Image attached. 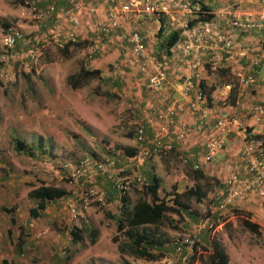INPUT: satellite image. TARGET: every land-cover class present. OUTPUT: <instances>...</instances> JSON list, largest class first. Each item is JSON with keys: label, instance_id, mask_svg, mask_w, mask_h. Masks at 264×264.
I'll list each match as a JSON object with an SVG mask.
<instances>
[{"label": "crops", "instance_id": "0c3cea01", "mask_svg": "<svg viewBox=\"0 0 264 264\" xmlns=\"http://www.w3.org/2000/svg\"><path fill=\"white\" fill-rule=\"evenodd\" d=\"M82 1L84 2L83 9L75 12L79 23H75L67 18V14L73 9L70 0H34L39 11H45L49 4L54 5V11L41 22L29 18L27 25L23 27L24 40L19 41L14 49L22 54L20 57L24 70L31 74L34 71L37 72L38 69L40 72L42 71L41 76H29L26 73L28 78L25 81L28 97L27 107L29 109L27 115L35 117L39 113L42 114L41 111L48 113L47 115L42 114L45 119L43 123L45 135H38L37 143L31 145L36 152L43 149L46 153L53 155L45 159L42 171L51 179H54L53 176H58L61 172L56 167L59 164L60 155L67 153L71 147L70 142L74 146L76 145L75 139L79 140L80 138L78 133L68 136L67 131L77 132L80 128L87 133L79 140V145L84 140L90 144L89 142L93 141V138L90 137L91 134L97 132L101 134L102 142H111L110 147H123L124 155L119 158L113 154L110 148L105 156L115 157L114 161L116 162L108 167L107 176L105 174H93L82 180L90 181L92 178L100 177L99 185L103 186L106 181L105 178L108 177L114 190L115 202L117 199L120 201V193L113 187V182L115 173L122 169H125L123 170L125 173L133 169L141 172L145 181L147 178L150 179L151 174L156 173L159 180L157 189L159 195L171 188L175 192H181L185 186H191L195 181L198 184L206 183L205 195L210 200L211 197L213 198L208 204L212 217L215 214L214 210L219 214L221 211L216 209L215 205L212 206L211 203L217 202L215 195L224 196L228 194L229 190L222 181L230 173L234 172L239 177L246 176L241 150L247 131L253 125L250 117L251 107L253 104L264 106V0H200L207 5L211 13L208 20L213 29L222 33L230 44L226 46L223 41H214L211 36H204L201 40L195 41L196 48L191 56L182 54L181 48L174 47L184 39L183 32L177 28V22L184 17L178 13H175V17L178 18L176 20L171 19L169 14L164 12L146 14L140 17L130 13H122V16L120 15L122 26L113 28L109 32H103L97 23L103 25L111 23V18L107 16L108 2L105 0ZM234 15H237L241 21H248L250 25L245 27L232 23L231 20ZM188 17L187 27L195 24L193 23L194 18ZM32 21L36 24L34 25ZM120 30L138 31L148 51L165 59L167 76L159 88L151 89L147 86V72L140 64L142 61L136 59L128 37H119ZM174 30L179 31V36L173 45L168 46L164 38ZM71 33H73L72 37L69 36ZM58 40L63 42L62 46L57 44ZM38 53L39 55H36ZM216 53L220 54L216 60L217 67L210 70L209 66H211ZM32 55L37 56L36 62L30 61ZM184 59L185 61L194 60L198 64L196 72L183 65ZM82 67L97 68L100 71L93 77L72 78L73 74L79 73ZM247 74L252 76V81L243 85L240 83V79ZM186 80H191L193 84L188 93L191 100L198 88L202 91L201 107L199 109L183 108L174 117L173 123L168 125V133L172 137L181 125L191 126L193 130L187 131L182 141L174 140L171 149L153 154L149 158H141L136 140L138 122L142 121L146 133L151 135L153 124L147 121L149 111H162L168 99L173 100L176 105L184 102L186 96L182 90ZM90 82L95 92H98L97 98L87 95L84 97L82 94ZM223 83L231 84L230 92L233 101L228 103L219 96V88H222ZM104 91L108 93H104ZM88 93L90 94V92ZM100 93H103L104 97H99L101 96ZM65 100L68 101L70 107L74 108L69 119L76 125H71L57 113L60 107L65 108ZM204 106L207 109L203 115L202 108ZM118 113H122L124 117L128 113H132L133 118H135L133 120L134 126L131 127L130 123L128 125L129 120L127 118L122 117L120 119L117 116ZM217 116L236 118L241 123L238 127L232 124L227 125L223 134V147L215 153L210 161L203 162L204 141L210 136L218 135L213 125ZM103 118L110 120V125L104 126ZM120 120L119 128L113 125ZM64 122L69 125L66 129H61L60 126ZM197 123L201 124L200 129H195ZM60 136H62V141ZM1 156L0 154V160L3 157ZM47 160L49 162H46ZM195 164L197 166H194ZM83 183L81 184L83 185ZM132 188L139 190V185L135 184ZM137 192L140 195V191ZM101 193L105 198L106 195L111 197L110 194H106V190ZM68 194L67 192L63 197L48 202L43 213L52 216L55 212V214H60L61 209L55 211L53 204L68 199ZM79 194L82 196V190ZM127 194L129 196L126 204L129 209L133 207L138 197L133 198L129 190ZM170 194L172 192H167V195L164 193L166 196ZM233 201H236L234 204L240 209L238 212L243 210L241 215L256 224L253 231L245 227L241 220H233V222L240 223L241 227L246 228L244 233L248 234V240H241L238 237V242L241 250L251 255L252 251H255V246L257 248L258 239L264 238V207L258 203V197L254 193H249L241 200L233 198ZM113 215L117 221V214L113 213ZM228 215L235 214L228 213ZM192 216L194 219L195 215ZM217 216L215 219L218 221V227L221 229L223 224L225 228L227 220H220L222 216ZM196 218L197 220L193 222V228L196 230L204 227V223H200L202 219L209 221L208 217L197 216ZM209 222L212 223L211 218ZM87 224L89 225V223ZM220 232L223 234L222 231ZM208 238L202 236L199 237V241L208 240ZM220 240L226 247L223 236ZM160 245L154 246L153 251H161ZM177 246L174 244L162 248V258L165 259L166 254H169ZM181 248L179 255L186 254L187 251ZM164 250L167 253H163ZM225 251L227 253V250ZM257 253L258 251L249 256L253 264L258 260ZM240 262L239 260L235 264H240Z\"/></svg>", "mask_w": 264, "mask_h": 264}, {"label": "rangeland", "instance_id": "374dc122", "mask_svg": "<svg viewBox=\"0 0 264 264\" xmlns=\"http://www.w3.org/2000/svg\"><path fill=\"white\" fill-rule=\"evenodd\" d=\"M23 1L0 0V154L3 156L0 160V264L3 260L7 261L8 264H124L125 262L127 264H186L189 254H193L191 264H205L203 241L201 240L200 244L197 241H199V237L207 234V225L196 230L193 228V222L197 220V216L208 217L209 221L211 218V222L217 221L215 218L212 220L210 207H208L213 198L211 197L210 200L208 196L203 195L199 199H195L194 195L185 194L190 186H185L181 192H176L180 194L181 198L188 203L195 213L189 215L185 211L180 213L165 211L157 224L149 225L150 228L155 229V232L157 231L165 238L160 245L161 251L165 246H173L175 242L180 241L185 236L191 238L190 243L184 244L187 253L181 254L183 256L182 260L169 257L168 254H166L165 259L162 258V255L156 259H144L142 257H132L130 254L119 251L117 246L122 240L126 239V235L123 230H118L116 226L113 213H119L120 201L118 199L116 202L114 201V190L111 187L110 179L105 178L103 188L99 185L100 177L92 178L90 181H78L72 179L68 175L69 172L63 169L64 167L69 168L77 165L85 157L103 159L111 148L109 145L111 142H102L100 133L93 132L91 134L90 137L93 138V141L89 142L90 144H87L84 140L79 145V140L87 134L85 131L78 128L77 132H65L68 136L78 133L77 135H80V138L79 140L75 139L76 145L74 146L70 142V149L67 150L66 154L59 157L62 163L59 161L56 167L59 170L63 169L64 172L62 170L58 176H53L54 179L44 174V171H42L44 161L53 155L46 153L43 149L36 152L31 145L37 143L38 135H45L43 130L45 119L42 114L47 115L48 113L41 111L42 114L39 113L35 117L27 115L29 109L27 107L28 97L25 84L26 78H28L26 73L29 76H41L42 71L40 72V69H38L39 72L34 71L31 74L24 70L19 61L15 62L16 58L21 59L20 55L22 54L16 55L14 51L5 49L1 40V34L6 24L21 23L22 28L27 25L29 20L27 15H24ZM30 24L32 25V23ZM33 24L36 23L33 22ZM6 74L7 76H5ZM74 77H78V73L73 74L72 78ZM97 93L90 82L82 94L84 97L87 95L88 97L97 98ZM100 95L99 97H102L103 93H100ZM73 112L74 108L68 105L67 100H65V108L60 107L57 110L61 118H65L64 120L71 125H76L69 119ZM117 116L120 119L124 117L122 113H118ZM124 118L129 120L128 125L130 123L131 127L134 126L133 120L135 118H133L132 113H128ZM103 120L104 126L110 125V120L105 118ZM120 122L121 120L116 121L113 125L119 128ZM68 125L64 122L60 127L66 129ZM105 138L108 139L106 136ZM60 139L62 141V136H60ZM17 141L23 142L22 147H19V149L15 146ZM115 148L121 150L120 153L115 155L122 158L121 156L124 155L123 147L115 146ZM46 162H49V160ZM35 165L38 166L35 167ZM123 170L125 169H122V172ZM132 172V170L128 171V173ZM105 175L107 176V174ZM42 183L68 190V199L53 204L55 211L61 209L60 214H55L54 211V216H52L51 214H44L43 210L38 209L40 215L37 217L31 216L29 210L36 207L37 201L29 194ZM90 185L94 186L96 194L106 190V194H110L111 197L106 195L107 197H103V200L100 201L94 195L87 201L86 207H83L81 202H84V198L79 196V193L81 190L84 193L85 188ZM201 186L202 188L207 187L206 183H202ZM137 191L140 190L129 189V193L133 198L139 196ZM183 191L185 192L182 193ZM167 192L174 193L175 191L171 188ZM164 193L166 192L162 193V197L166 196ZM140 194H142V191H140ZM166 197L168 199L170 195ZM211 205L215 204L211 203ZM238 210L240 209L233 205L230 213L235 215H228L227 211L217 214L222 216L220 220H227V225L224 228L222 224L220 229L217 221L211 227L209 234L218 239L224 237L226 242L224 248L227 250L226 254L229 255V258L227 255L229 264L238 263L239 260L241 261L240 264H253L249 256L256 251L260 255L257 253L258 260L254 264H264L263 237L258 239L256 242L257 248L255 246V251H252L251 255L241 250L238 237L247 241L248 234L244 233L246 228L241 227L240 223L233 222L234 219L241 220L239 214L243 213V210L239 212ZM193 214L195 215L194 219L192 218ZM75 228L80 230L78 239L72 237L70 233ZM92 230L98 233L95 237V243H92L90 238V231ZM115 235L117 236L116 239L113 238ZM193 241H196V245L194 252L190 253ZM150 249L153 251V247ZM165 251L163 253H167ZM252 259L254 260V258Z\"/></svg>", "mask_w": 264, "mask_h": 264}, {"label": "built area", "instance_id": "2783aa9c", "mask_svg": "<svg viewBox=\"0 0 264 264\" xmlns=\"http://www.w3.org/2000/svg\"><path fill=\"white\" fill-rule=\"evenodd\" d=\"M107 4V16L111 18V23L109 25H103L99 22L97 25L101 27L103 32H109L113 28H120L121 21L120 15L122 13H130L136 17H140L146 14H155L164 12L169 14L171 19H178L175 17V13L183 16L184 18L177 22V28L181 30L184 34V39L179 45L174 47L181 48V53L191 56L195 50V41L201 40L204 36H211L214 41H223L226 46H229L230 42L224 35L213 29L209 20L196 19L195 17L204 12L198 0H105ZM73 5L72 12L67 14V18L75 23H79L76 16V11L83 9L84 2L82 0H70ZM25 12L30 17V19L41 22L49 16L50 13L54 11V5L49 4L45 11H39L34 4V0H24ZM187 16L194 18L195 24L187 27ZM188 17V18H189ZM234 24H240L242 26H249L248 21H241L237 15H234L231 20ZM73 36V33L69 34ZM119 37H128L131 41V50L134 53L137 60L142 61L141 66L147 72V86L151 89H157L161 86L163 81L167 76L166 72V61L161 56L149 52L145 42L143 41L140 33L136 30L126 31L120 30ZM24 38V33L18 23H13L12 25L6 27L2 34L1 40L3 41V46L5 49H11L15 43ZM57 44L59 46L63 45V42L58 40ZM36 55H39L36 54ZM220 54L216 53L214 55L210 70H214L217 67L216 60L219 58ZM30 61L36 62L37 56L32 55ZM183 65L192 69L196 72L197 63L194 60H183ZM150 68V69H148ZM7 75V74H6ZM5 75V76H6ZM252 81V76L247 74L244 78L240 79V83L243 85L248 84ZM220 86V85H219ZM222 88H219V96L225 102H230L231 99V84L223 83ZM193 84L191 80H186L183 85V94L186 96V100L179 105L171 99H168L162 111L151 112L149 111V117L147 118L148 123L153 124L152 134L146 133L145 125L142 121L138 122L136 126V140L139 146V154L141 158L151 156L152 151L147 145V143H156L157 150H169L171 148L169 142L168 125L173 123L174 117L183 108L199 109L200 102L203 100L202 91L198 88L194 93V98L191 100L188 96L189 91L192 89ZM207 107L202 108L203 115L206 113ZM250 117L252 119V127L247 131L244 145L241 150V155L246 168V176L239 177L236 173H230L224 180L223 184L227 188L228 194L224 196L215 195L217 200L216 207L218 209H226V206L232 202L233 198L244 199L249 193H254L258 197V203L264 207V141L261 138H257L255 134L264 133V106L259 104H253L250 111ZM240 121L236 118H231L228 116H217L214 121V128L217 130L218 135H213L208 137L203 143V153L202 161H210L216 152H218L224 143V133L227 129L228 124H232L236 127L240 125ZM201 124H195V129H200ZM193 130L191 126L181 125L179 130L176 132L174 137L178 142L182 141L187 133V131ZM114 153H119L120 150L116 148H111ZM155 151V150H153ZM155 153V152H153ZM113 156L107 155L103 159L93 161L90 157H85L80 160L77 165L72 167H64L63 169L69 172V176L72 179L89 178V175L93 174H104L106 173L108 167L114 164ZM194 166H197L195 164ZM62 169V170H63ZM63 170V172H64ZM62 172V171H61ZM142 182L139 175L134 176L128 173H117L114 179V185L118 189L120 194L126 193L130 188L135 186L136 182ZM94 186L84 190L82 196L84 202L82 206L86 207L87 201L96 195V199L102 201L103 194H96ZM201 224L204 223L210 226L211 223L206 219L200 221ZM183 241L190 243L191 239L188 236L183 237ZM179 246L175 247L168 255L169 257H175L183 259L182 255H179Z\"/></svg>", "mask_w": 264, "mask_h": 264}, {"label": "trees", "instance_id": "16d2710c", "mask_svg": "<svg viewBox=\"0 0 264 264\" xmlns=\"http://www.w3.org/2000/svg\"><path fill=\"white\" fill-rule=\"evenodd\" d=\"M200 2V0H198ZM24 2V1H23ZM201 7L204 9L203 13L198 14L195 18L196 19H209L211 13L208 10V7L206 4L200 2ZM195 19H193L194 21ZM12 25L6 24L5 26L8 27ZM161 28V27H160ZM179 31L174 30L169 32L165 38V43L170 46L173 45L174 41L178 38ZM23 39L18 40L13 48L10 50L14 51L16 55H18V51L14 50L17 47V43ZM99 69L97 68H84L82 67L80 72L78 73V77L87 78V77H93L99 73ZM99 87L97 88V90ZM104 93H108L107 91H104ZM231 93V92H230ZM230 101H233V96L231 94ZM257 138H261L262 141H264V133L263 134H255ZM246 138V137H245ZM178 140L174 137V135L169 137V142L171 145V148L173 146V141ZM23 145V142L17 141L16 142V148L19 149ZM156 143H149L148 147L152 151L151 155L153 154H159L166 150L161 149L156 151ZM170 148V149H171ZM155 150V151H153ZM155 152V153H153ZM132 153V152H130ZM150 156L144 157L149 158ZM143 158V159H144ZM93 161H97L98 159L92 158ZM116 162V161H115ZM136 175H141L142 182L137 181L136 184L139 185V190L142 191V194L138 196V199L136 200L135 204L132 208H127V202H128V194H120V211L116 215L117 221L116 226L118 230H123L126 239L122 240L120 244L117 246L120 252H125L127 254H130L132 257H142L144 259H156L159 256L162 255L161 251H152L150 248L154 246H158L163 243L165 238L158 234V232H155V229L150 228L149 225L157 224L161 217L164 215L165 211H171L175 213H180L181 211L187 212L189 215L191 213H195L194 210H192L188 203H186L178 194L177 192H174L170 194V197L166 200L165 197H162L161 195L157 194V189L159 187V180L156 173L150 175V179H146V181L143 178V174L135 169L132 170ZM123 173L122 170H120L118 173ZM83 178L77 179L82 180ZM206 188H202L201 184H198L196 181L187 188L186 191H188L185 194L188 195H194L195 199H199L206 193ZM67 190L55 185H45L41 184L39 187H37L34 191H32L29 196L33 197L37 201L36 207L30 208L29 212L32 217H37L40 215L38 209L44 210L46 208V205L48 202H51L54 199L61 198L64 195L67 194ZM183 191L182 193H184ZM167 195V192H166ZM107 197V196H106ZM149 197V199H147ZM187 198V197H186ZM109 213V212H108ZM194 215V214H193ZM241 215V214H239ZM217 216V211H215L214 216L212 219H214ZM218 217V216H217ZM241 221L245 227H248L250 230L254 231V228L256 224L249 220L248 218L241 215ZM14 220L13 218L11 219ZM217 222L213 221L211 223V226H206L207 234L204 236L209 237L208 240H202V247L205 250V264H229L227 259V254L224 251V245L220 239L217 237L209 234V231L211 227H213ZM79 232L78 229H72L70 231L71 236L75 238H79ZM90 238L91 242L95 243V237L97 234V231H90ZM116 235L113 237L116 239ZM196 241H193L191 252H194ZM197 243H201L200 241H197ZM183 244V243H182ZM186 244V243H185ZM183 250L186 249V246L183 244V247L181 248ZM193 259V254H189L187 256V262L186 264H191V260ZM1 264H8L7 261L3 260ZM124 264H127L126 262Z\"/></svg>", "mask_w": 264, "mask_h": 264}, {"label": "clouds", "instance_id": "9594fccd", "mask_svg": "<svg viewBox=\"0 0 264 264\" xmlns=\"http://www.w3.org/2000/svg\"><path fill=\"white\" fill-rule=\"evenodd\" d=\"M24 12H25V11H24ZM24 15H27V12H25ZM27 18L29 19L30 17L27 15ZM12 24H13V23H12ZM18 24L20 25L21 23H18ZM20 27H21V29H22V31H23V28H22L21 25H20ZM5 28H6V27H4V29H5ZM18 61L20 62V65H21V59H17V58H16V61H15V62H18ZM6 76H7V75H6ZM111 148H112V147H111ZM22 149H23V148H22ZM111 150H112V149H111ZM120 152H121V150H120ZM120 152H119V153H120ZM114 154H118V153H114ZM105 157H106V156H105ZM60 171H62V169H60ZM104 174H106V173H104ZM222 183H223V181H222ZM113 185H114V182H113ZM92 186H93V185H92ZM114 187L116 188L115 185H114ZM88 188H90V187L85 188V190L88 189ZM116 190H118V189L116 188ZM82 192H83V191H82ZM127 192H128V191H127ZM127 192H126V193H127ZM124 194H125V193H124ZM82 197H83V196H82ZM238 200H239V199H238ZM234 202H236V201H233V200H232V202L228 204V205H230V206L227 205V206H226V209H224V210H223V209H218V208L216 207V205H217V202H216V203H215V208L218 209V210H220L221 212L227 211L228 213H230L232 206H233V205L236 206V204H234ZM81 204H82V203H81ZM243 216H244V215H243ZM216 222H217V221H216ZM205 225H206V224H205ZM210 226H211V225H210ZM208 227H209V226H208ZM190 239H191V238H190ZM182 243H183V244H185V243L187 244V242H184V241H183V238H182L180 241L176 242L175 244H177V245L181 248ZM180 248H179V251H180ZM180 255H181V254H180ZM176 259H177V258H176Z\"/></svg>", "mask_w": 264, "mask_h": 264}]
</instances>
